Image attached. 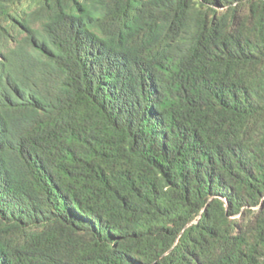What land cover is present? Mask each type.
Here are the masks:
<instances>
[{
    "label": "trees",
    "instance_id": "16d2710c",
    "mask_svg": "<svg viewBox=\"0 0 264 264\" xmlns=\"http://www.w3.org/2000/svg\"><path fill=\"white\" fill-rule=\"evenodd\" d=\"M0 264H264V0H0Z\"/></svg>",
    "mask_w": 264,
    "mask_h": 264
}]
</instances>
